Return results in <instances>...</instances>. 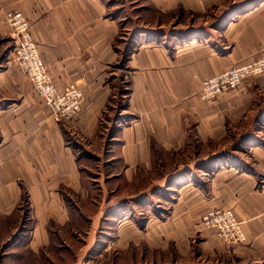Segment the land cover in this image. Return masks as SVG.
I'll return each instance as SVG.
<instances>
[{"label":"crops","instance_id":"0c3cea01","mask_svg":"<svg viewBox=\"0 0 264 264\" xmlns=\"http://www.w3.org/2000/svg\"><path fill=\"white\" fill-rule=\"evenodd\" d=\"M14 11L73 122L15 64ZM262 50L264 0H0V264H264V76L198 95ZM218 208L243 243L202 226Z\"/></svg>","mask_w":264,"mask_h":264},{"label":"built area","instance_id":"2783aa9c","mask_svg":"<svg viewBox=\"0 0 264 264\" xmlns=\"http://www.w3.org/2000/svg\"><path fill=\"white\" fill-rule=\"evenodd\" d=\"M5 20L16 42V61L34 90L42 98L55 121L69 122L80 113L82 93L69 85L60 90L52 79L30 33L31 24L20 12H8ZM264 74V50L253 60L231 67L219 74L204 79L198 91L199 98L212 102L227 92L237 91L249 78ZM205 229L215 230L216 236L225 244L245 241V232L234 212L228 208L210 209L201 216Z\"/></svg>","mask_w":264,"mask_h":264},{"label":"rangeland","instance_id":"374dc122","mask_svg":"<svg viewBox=\"0 0 264 264\" xmlns=\"http://www.w3.org/2000/svg\"><path fill=\"white\" fill-rule=\"evenodd\" d=\"M112 13V12H111ZM120 19V18H119ZM118 19V20H119ZM200 19H203L202 17L200 18ZM6 21V20H5ZM6 23H7V21H6ZM120 25H122V22L120 23ZM7 26H8V24H7ZM8 32H9V37L11 38V40L13 41V47H12V51H13V59H14V61H15V64L18 66V64H17V61H16V42H15V40H14V36H13V34H12V31H11V28H9V26H8ZM139 32H135L134 33V35H133V31L132 30H130L129 28H120V31H119V35H118V39H117V45L118 46H120V47H122V48H126V46H128V44L130 43L129 41L130 40H132V39H134L135 40V35H137ZM148 36H151V34L153 35V34H156V33H146ZM133 35V36H132ZM237 65H239V64H237ZM237 65H235V66H237ZM232 67H234V66H232ZM19 68V67H18ZM231 68V67H230ZM229 69V68H228ZM26 76V75H25ZM261 76H264V74H262V75H259V76H255V77H252V78H249V80H251V79H254V78H258V77H261ZM245 82V81H244ZM244 84V83H243ZM243 86V85H242ZM242 86L240 87V88H242ZM239 88V89H240ZM238 89V90H239ZM237 90V91H238ZM213 102V101H212ZM78 118V116L74 119V120H76ZM74 120H72V121H69V122H73ZM23 212H24V216H23V227H28L29 226V224H25L26 222H28L27 221V218H26V211L25 210H23ZM202 224V223H201ZM203 226V225H202ZM204 227V226H203ZM57 231H58V228H55ZM211 229V228H210ZM213 230V229H212ZM215 231V230H214ZM19 232L20 231H18V234H19ZM22 232V231H21ZM216 234V233H215ZM220 241H221V239H219ZM119 256H121L120 254H118L117 255V257H119ZM126 260H128L129 261V257H127V256H125V261ZM134 261H135V263H138V264H140L141 263V257L140 256H135L134 257ZM124 264V263H123ZM125 264H127V263H125Z\"/></svg>","mask_w":264,"mask_h":264}]
</instances>
